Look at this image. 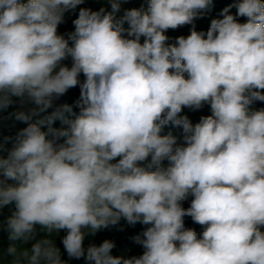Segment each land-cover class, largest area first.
I'll return each mask as SVG.
<instances>
[{"label": "clouds", "instance_id": "1", "mask_svg": "<svg viewBox=\"0 0 264 264\" xmlns=\"http://www.w3.org/2000/svg\"><path fill=\"white\" fill-rule=\"evenodd\" d=\"M83 2L0 0V111L13 97L33 105L14 113L27 127L0 155V209L15 205L0 264H66L61 230L69 258L88 264H264V109L251 108L264 102V0H242L235 16L225 8L175 44L164 33L211 0H148L122 16L110 0L111 11L81 8L74 31L58 34ZM77 86L78 113L54 106ZM204 103L211 115L195 125L179 115ZM169 124L184 145L161 135ZM186 216L204 227L199 238ZM121 218L150 225L134 237L142 255L114 257L110 240L84 247Z\"/></svg>", "mask_w": 264, "mask_h": 264}, {"label": "rangeland", "instance_id": "2", "mask_svg": "<svg viewBox=\"0 0 264 264\" xmlns=\"http://www.w3.org/2000/svg\"><path fill=\"white\" fill-rule=\"evenodd\" d=\"M148 0H122L120 12L117 14L118 16H122L125 10L128 9H139L141 7L147 8ZM81 8H88L92 11H99L101 8H104L106 11H111L110 0H84V2L76 7L74 10H68L64 13L63 23L58 25V34L65 36L74 31L73 21L78 18L79 10ZM212 5L209 4L208 8L202 11L192 24L184 25L178 27L177 29H168L164 34L168 37L166 41L167 44H175L177 37L183 36L187 37L190 35V32L193 28L196 31L207 32L211 20L212 19H222L223 17L220 14H216ZM237 10H229V14L235 16ZM243 17H237L238 22H242ZM124 27L127 28V23L124 24ZM141 42H143V37L141 38ZM67 66H71V58H67L62 62ZM80 79L83 80V74H81ZM74 88L69 89L68 92L61 96L59 99L63 104L68 103L73 97ZM14 102L18 100V98L13 97ZM19 101V100H18ZM180 116H187L190 122L195 125L201 119V117L211 115V107L210 104L204 103L200 109L188 108L185 113H180ZM25 123L17 121L15 116L6 115L0 112V143L4 144V150L0 151V155L6 157L8 152L7 150L12 147V143L17 135V133L24 128ZM54 128H63L67 127V125L63 124L61 127ZM46 130V128L44 129ZM181 132V131H179ZM183 134V130H182ZM184 135V134H183ZM11 137L12 140H9L5 143V138ZM177 146L184 145L183 138H177ZM150 159V158H149ZM164 166H167L168 161L165 160L163 162ZM9 183H13L9 181ZM192 197L182 202V206L187 209L190 207ZM14 204L7 205L0 209V253H5L9 244L12 243L9 240V232L7 230V220L15 211ZM150 225L140 224L137 226H131L126 228H113V225H110L108 228L101 229L96 232L95 235H88L84 240V247L87 248L89 245L99 246L103 241L110 240L114 243V247L111 250V254L114 257H123L125 259H129L132 257H139L143 254L144 248L137 244L134 240V237L140 235L147 227ZM37 239L43 238L45 233L40 232L39 226H37ZM65 230H61L58 234H55L53 239L55 242V246L60 250L61 259L66 262V264H88V262L82 257L80 259L69 258L67 252L64 249L62 244V239L66 235ZM30 242L26 247H31ZM4 264H7V261L10 260V257L6 255L3 256Z\"/></svg>", "mask_w": 264, "mask_h": 264}, {"label": "trees", "instance_id": "3", "mask_svg": "<svg viewBox=\"0 0 264 264\" xmlns=\"http://www.w3.org/2000/svg\"><path fill=\"white\" fill-rule=\"evenodd\" d=\"M143 1H147V0H143ZM21 2H27V0H21ZM240 2H242V0H211L210 5H212V7H213L212 9L216 14H220L222 12V10L225 8H229V10H237L236 5L239 4ZM244 22H246L245 17H243L241 23H244ZM69 46H72V41H69ZM79 100H80V88H79V86H77V87H74L72 99L67 103V104L73 106V111L76 113L79 112V108L76 106L77 101H79ZM60 104H63L60 99L54 100V106H57ZM30 107H33V105L21 106L20 102L17 100L11 106H9L7 109H4L0 112L3 114H6V115L14 116V113H16L18 111H27L28 108H30ZM188 108L189 107H182L181 112L185 113ZM251 108L253 110L264 109V102L256 101L251 106ZM48 111L51 112L52 109H49ZM69 118L71 119L74 117L69 116ZM36 119H38V117H34L32 122H35ZM61 125H62V122L60 120H56L52 126L61 127ZM25 127H27L26 123L24 125V128ZM179 131H181V132H179ZM169 132L173 136H175L176 138H179V139L183 138L181 127H175V126H172L171 124H169V125L164 127L161 135H167ZM14 208H15V206H14ZM140 224H142V223L137 222L135 224H129L124 218H121L117 224L113 225V228H126V227H131V226H137ZM184 224H185V228L194 230L197 233L198 238L201 236L202 232L204 231V227L195 223L191 217H188V216L184 217ZM261 231H264V228H262Z\"/></svg>", "mask_w": 264, "mask_h": 264}]
</instances>
